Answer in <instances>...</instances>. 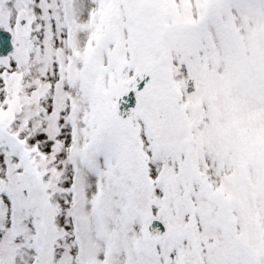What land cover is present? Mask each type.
I'll list each match as a JSON object with an SVG mask.
<instances>
[{"label": "snow or ice", "instance_id": "obj_1", "mask_svg": "<svg viewBox=\"0 0 264 264\" xmlns=\"http://www.w3.org/2000/svg\"><path fill=\"white\" fill-rule=\"evenodd\" d=\"M0 264H264V0H0Z\"/></svg>", "mask_w": 264, "mask_h": 264}]
</instances>
